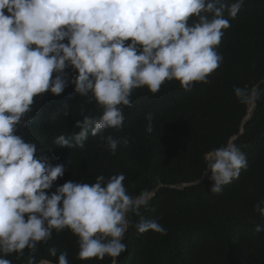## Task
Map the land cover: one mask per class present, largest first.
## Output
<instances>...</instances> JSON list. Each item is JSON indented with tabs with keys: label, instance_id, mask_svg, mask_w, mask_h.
Here are the masks:
<instances>
[{
	"label": "clouds",
	"instance_id": "clouds-1",
	"mask_svg": "<svg viewBox=\"0 0 264 264\" xmlns=\"http://www.w3.org/2000/svg\"><path fill=\"white\" fill-rule=\"evenodd\" d=\"M244 3L0 0V264H12L5 257L13 253L23 257L25 249L27 264H35L38 245L47 244L53 230L64 229L78 237L79 259L108 256L117 264L116 258L127 251L122 240L130 225L128 214L140 215L150 196H155L129 195L123 174L107 180L100 175L92 184L68 180L50 191L63 177L65 166L53 165L50 161L59 159L54 155L37 156L36 145L17 134L33 122L28 114L34 97L47 92L59 96L69 84L79 96H90L102 107V114L82 113L83 119L74 125L78 133L68 138L59 135L54 144L83 149L91 135L106 142L114 155L118 145L127 147L129 140L104 132L122 127L123 110L131 107L133 90L146 87L155 94L166 81L175 80L190 91L194 83H206L223 59L216 49L231 26L225 14L236 18ZM69 68L77 73L72 78ZM234 92L245 103L257 95L241 88ZM51 114L52 119L60 115ZM151 130L149 124L147 131ZM234 139L206 156L213 193H220L247 168L246 155ZM262 205L264 199L254 211L264 218ZM136 228L139 233L166 234L156 219H142ZM255 231L264 232V226L257 225ZM48 251L57 264H69L66 252L57 256L55 247Z\"/></svg>",
	"mask_w": 264,
	"mask_h": 264
},
{
	"label": "trees",
	"instance_id": "trees-1",
	"mask_svg": "<svg viewBox=\"0 0 264 264\" xmlns=\"http://www.w3.org/2000/svg\"><path fill=\"white\" fill-rule=\"evenodd\" d=\"M225 16L231 26L216 49L223 58L218 69L190 91L175 80L166 81L155 94L146 87L134 89L131 107L123 110L122 127L104 132L129 140L127 147L118 145L114 155L106 142L91 135L83 149L54 144L59 135L78 133L74 125L83 119L82 113L99 117L103 112L90 96H79L72 84L59 96L47 92L34 97L28 114L33 122L17 133L36 145L37 156L54 155L59 159L50 162L65 166L52 192L68 180L92 184L100 175L107 180L123 174L129 195L155 194L140 215L128 214L130 225L122 240L127 251L116 258L117 264H264V232L255 231L257 225L264 226V218L254 211L264 199V0H245L236 18ZM66 71L69 78L77 74L71 68ZM235 88L257 94L248 120L253 98L242 102ZM56 111L59 118L52 119ZM234 138L246 155L247 168L220 193H213L210 172L199 182L207 173L206 156ZM49 149L54 152L47 153ZM142 219H156L166 234L139 233L136 225ZM49 247L57 249V256L66 252L69 264L113 260L79 259L78 237L64 229L53 230L48 243L38 245L35 264H57ZM28 253L25 249L23 257L13 253L5 258L27 264Z\"/></svg>",
	"mask_w": 264,
	"mask_h": 264
},
{
	"label": "bare ground",
	"instance_id": "bare-ground-1",
	"mask_svg": "<svg viewBox=\"0 0 264 264\" xmlns=\"http://www.w3.org/2000/svg\"><path fill=\"white\" fill-rule=\"evenodd\" d=\"M67 88H68V86L65 88V91H66ZM255 105H256V101H255V99H254V100H252V103H251L250 108H252V107L255 106Z\"/></svg>",
	"mask_w": 264,
	"mask_h": 264
},
{
	"label": "water",
	"instance_id": "water-1",
	"mask_svg": "<svg viewBox=\"0 0 264 264\" xmlns=\"http://www.w3.org/2000/svg\"><path fill=\"white\" fill-rule=\"evenodd\" d=\"M248 118H250V114H249ZM248 118H246V119H248ZM234 140H235V139H234ZM207 175H208V174H206V176H207ZM206 176H205V177H206ZM205 177H204V178H205ZM204 178H202V179L200 180V182L203 181ZM153 196H154V195H153ZM153 196H150V198H152Z\"/></svg>",
	"mask_w": 264,
	"mask_h": 264
}]
</instances>
